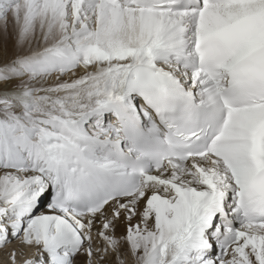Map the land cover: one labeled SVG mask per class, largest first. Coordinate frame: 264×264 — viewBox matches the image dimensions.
Returning <instances> with one entry per match:
<instances>
[{"label": "snow or ice", "instance_id": "obj_1", "mask_svg": "<svg viewBox=\"0 0 264 264\" xmlns=\"http://www.w3.org/2000/svg\"><path fill=\"white\" fill-rule=\"evenodd\" d=\"M0 264H264V0H0Z\"/></svg>", "mask_w": 264, "mask_h": 264}]
</instances>
